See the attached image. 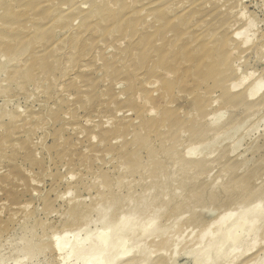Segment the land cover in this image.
Instances as JSON below:
<instances>
[{"label":"rangeland","instance_id":"obj_1","mask_svg":"<svg viewBox=\"0 0 264 264\" xmlns=\"http://www.w3.org/2000/svg\"><path fill=\"white\" fill-rule=\"evenodd\" d=\"M263 95L264 0H0V264H264Z\"/></svg>","mask_w":264,"mask_h":264},{"label":"bare ground","instance_id":"obj_2","mask_svg":"<svg viewBox=\"0 0 264 264\" xmlns=\"http://www.w3.org/2000/svg\"><path fill=\"white\" fill-rule=\"evenodd\" d=\"M243 2H244V1H243ZM130 3H131V2H130ZM239 4H240V3H239ZM178 7H179V6H178ZM55 12H56V11H55ZM231 13H232V12H231ZM142 14H143V13H142ZM52 22H53V21H52ZM60 25H62V24H60ZM57 26H58V25H57ZM235 35L237 36V34H235ZM236 36H235V37H236ZM232 38H233V37H232ZM125 40H126V39H125ZM230 40H231V39H230ZM245 41H246V40H245ZM225 42H226V41H225ZM119 44H122V43H119ZM244 44H245V43H244ZM18 45H19V44H18ZM225 45H226L227 48H228V49H227V50H228V54L231 55V53L233 54V53L235 52V51L233 52V48H231V47H234V45H233V46H232V45L230 46V43H227V44L225 43ZM122 46H123V45H122ZM226 46H225V47H226ZM245 46H246V45H245ZM243 47H244V46H243ZM247 48H248V47H247ZM235 49H236V48H235ZM231 56H232V55H231ZM3 58H4V57H3ZM7 59H8V58H7ZM211 59H212V58H209V60H211ZM226 61H228V60H226V58H225V67H224V70H223L221 73H224L225 70H226V74H227L228 69H227L226 67H228L230 64H229L228 66H226V63H227ZM238 63H239V62H238ZM20 64H21V63H20ZM217 66L219 67V65H217ZM231 66H232V65H231ZM232 67H233V66H232ZM232 67H230V68H232ZM234 69H235V68H234ZM231 70H232V69H231ZM236 70H237V69H236ZM166 72H167V70H166ZM230 72H231V71H230ZM230 72H228V73H230ZM232 72H233V70H232ZM232 72H231V73H232ZM236 72H237V71H236ZM163 73H165V72L163 71ZM167 75H169V73H168V74L166 73V76H167ZM200 75H201V74H200ZM219 76H220L219 73H218V75H215V76L213 75L212 72L210 73V77H211L210 79H212V80H215V79L219 78ZM169 77H170V76H169ZM145 78H146V77H145ZM208 78H209V76H207V79H208ZM246 79H247V78H246ZM246 79H245V80H246ZM204 81H205V80H204ZM204 81H203V82H204ZM222 82H223V81H222ZM241 82H242V81H241ZM143 83H144V82H143ZM242 83H243V82H242ZM157 84H158V83H157ZM230 84H231V83H230ZM230 84L228 85V90H231V86H232V85H230ZM152 85H153V83H152ZM155 85H156V84H155ZM169 85H170V84H169ZM169 85H168V86H169ZM220 85H222V84H220ZM233 85H234V86H233L232 88L235 89L237 86L240 87V85H242V84H240V85H239V84L235 85V83H234ZM168 86H165L164 88H167ZM226 86H227V85H226ZM235 86H236V87H235ZM147 87H148V86H147ZM171 87H172V86H171ZM238 87H237V89H239ZM141 88H142V87H141ZM152 88H153V87H152ZM253 88H254V87H253ZM259 88H260V87H259ZM259 88H258V91L260 90ZM234 89L232 90V92L234 91ZM240 89H241V88H240ZM255 89H256V88H255ZM164 90H165V89H164ZM171 90H172V89H171ZM235 90H236V89H235ZM167 91H169V92H167V93L170 94V90L168 89ZM246 91H248V90H246ZM256 91H257V89H256V90H252V89L250 90V89H249V91L247 92L248 95L245 94V95H247V96H244V98L246 97V99L248 98V100H249V98H252V97H254V95H256ZM142 92H143V91H142ZM232 92H231V93H232ZM234 92H235V91H234ZM145 93H146V92H145ZM155 94H156V93H155ZM169 94H168V95H169ZM165 95H166V94H165ZM149 96H150V95H149ZM166 96H167V95H166ZM230 96H231V95H230ZM236 96H237V95H236ZM150 97H151V96H150ZM263 97H264V95H263ZM165 98H166V97H165ZM235 98H236V97H235ZM235 98H234V99H235ZM242 98H243V97L238 96V97H237L235 100H233L232 102H233V103H238L239 101H242ZM143 99H144V98H143ZM166 99H167V98H166ZM152 100H153V99H152ZM167 100H168V99H167ZM259 100H261V99H259ZM227 101H228V100H227ZM138 102H139V101H138ZM256 102H257V101H256ZM259 102H260V101H259ZM261 102H263V99H262ZM261 102H260V103H261ZM152 103H153V102H152ZM216 103H217V102H216ZM216 103H215V104H216ZM226 103H227V102H226ZM146 104H147V103H146ZM150 104H151V103H150ZM215 104H214V105H215ZM224 104H225V103H224ZM153 105H154V104H153ZM230 105H231V104H230ZM255 105H256V104H255ZM260 105H261V104H260ZM146 107H147V106H146ZM149 107H150V106H149ZM153 107H154V106H153ZM154 108H155V107H154ZM157 108H158V107H157ZM148 109H149V108H148ZM144 113H145V112H144ZM152 113H153V112H151L150 114H152ZM154 113H155V111H154ZM148 114H149V113H148ZM150 114H149V115H150ZM155 114H156V113H155ZM166 114H167V112H166ZM166 114L164 113L165 118L168 117V116H166ZM235 114H236V113H235ZM118 115H119V114H118ZM152 115H154V114H152ZM216 115L219 116L218 114H216ZM157 116H158V115H157ZM160 116H161V115H160ZM210 116H211V115H210ZM214 116H215V115H214ZM142 117H143V116H142ZM118 118H119V117H118ZM163 118H164V117H163ZM163 118H161V120H162ZM124 119H125V118H124ZM208 119H212V120H213V116H211V118L208 117ZM156 121H157V120H156ZM163 121H165V119H163ZM163 121H161L160 123L163 124ZM205 121H206V120H205ZM208 121H210V120H208ZM136 122H137V121H136ZM141 122H142V121H141ZM146 122H147V121H146ZM126 123H127V122H126ZM134 123H135V122H134ZM165 123L167 124V122H165ZM210 123H211V122H210ZM142 124H143V123H142ZM158 124H159V123H158ZM162 124H159V125H161V126H159V127H162V126H163ZM168 125H169V124H168ZM168 125H167V127H168ZM210 125H211V124H210ZM149 126H150V125H149ZM212 126H213V124H212ZM146 127H147V126H146ZM152 127H153V126H152ZM155 127H156V126H155ZM159 127H158V129H159ZM123 128H124V127H123ZM126 128H127V127H126ZM147 128H148V127H147ZM123 131H124V130H123ZM163 131H164V130H163ZM105 133H106V132H105ZM105 133H104V134H105ZM160 133H161V132H160ZM125 134H126V133H125ZM181 137H182V136H181ZM117 142H118V140H117ZM112 143H114V142H112ZM3 144H4V143H3ZM176 147H177V146H176ZM142 153H143V152H142ZM145 153H146V152H145ZM158 153H159V152H158ZM186 153H187V152H186ZM186 153H185V154H186ZM232 153H233V152H232ZM169 154H170V153H169ZM184 156H185V155H184ZM162 157H163V156H162ZM164 157H165V156H164ZM185 157H187V156H185ZM143 158H144V157H143ZM208 159H209V158H208ZM177 160H179V159H177ZM180 160H181V159H180ZM180 160H179V161H180ZM189 160H191V159H189ZM189 160H188V159H183L182 162L180 161V162L182 163V164H180V165H182L184 168H186V170H187L188 168H190V169H192V168L197 169V168H198V170H199V168L201 169V166H202V164L204 163V162H203V163L198 162V161H196V159H194L195 161H193V160H192V161H189ZM203 161H204V160H203ZM180 165H179V166H180ZM182 166H181V167H182ZM204 166H205V165H204ZM122 167H123V166H122ZM140 167H141V163H140V165H137V166H136L137 170L140 169ZM175 168H176V167H175ZM150 169H151V168H150ZM182 169H183V168H182ZM190 169H189V170H190ZM120 170H121V169H120ZM127 170H128V169H127ZM140 170H141V169H140ZM140 170H139V171H140ZM172 170H173V169H172ZM183 170H184V169H183ZM183 170H182V171H183ZM189 170H187V171H189ZM192 170H194V169H192ZM142 171H144V169H142ZM160 172H161V171H160ZM163 172H164V171H163ZM163 172H162V173H163ZM138 173H139V172H138ZM148 174H149V173H148ZM157 174H158V172H157ZM159 174H160V173H159ZM221 174H222V173H221ZM224 174H225V173H224ZM160 175H161V174H160ZM160 175H159V176H160ZM135 177H136V176H135ZM172 177H173V176H172ZM174 177H175V176H174ZM174 177H173V178H174ZM219 177H220V176H219ZM159 179H160V178H159ZM162 179H163V178H162ZM208 179H209V176H208ZM153 180H154V179H153ZM219 180H220V179H219ZM219 180L217 179V182H218ZM154 181H156V180H154ZM157 181H158V180H157ZM162 182H163V181H162ZM217 182H216V183H217ZM150 183H151V182H150ZM158 183H159V181H158ZM232 183H233V182H232ZM236 184H237V183H236ZM116 185H117V184H116ZM175 185H176V184H175ZM181 185H182V184H181ZM216 185H217V184H216ZM213 186H214V185H213ZM213 186H212V187H213ZM214 187H216V186H214ZM221 187H222V186H220V188H221ZM210 189H211V188H210ZM161 192H162V191H161ZM165 193H166V192L164 191V194H165ZM168 193H169V192H168ZM168 193H167V195H168ZM178 193H179V192H178ZM198 195H199V194H198ZM136 196H137V195H136ZM161 197H162V196H161ZM165 198H166V197H165ZM150 199H151V198H150ZM78 200H80V199H78ZM148 200H149V199H148ZM157 200H158V199H157ZM81 202H82V200H81ZM148 202H149V201H148ZM184 204H185V203H184ZM97 212H98V211H97ZM100 212H101V211H100ZM72 215H73V213H72ZM99 215H100V214H99ZM74 218H75V217H74ZM71 219H72V216H71ZM75 220H76V218H75ZM70 222H73V221L70 220ZM74 223H76V222H74ZM74 223H73V225H74ZM67 224L69 225V223H67ZM70 225H71V224H70ZM75 225H76V224H75ZM236 241H237V237L234 239L233 242H236ZM247 250H248V249H247ZM247 250H246V251H247ZM249 251H250V250H248L246 253H249ZM244 252H245V251H243V254H245ZM243 254H242V255H243ZM245 255H246V254H245ZM243 256H244V255H243ZM131 261H132V259H131ZM133 261H134V260H133ZM128 262H129V260H128ZM160 264H164V262H161Z\"/></svg>","mask_w":264,"mask_h":264}]
</instances>
